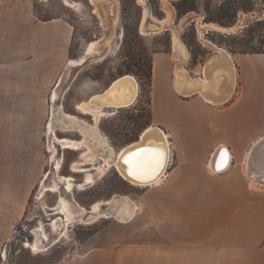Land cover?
<instances>
[{
	"label": "crops",
	"instance_id": "obj_1",
	"mask_svg": "<svg viewBox=\"0 0 264 264\" xmlns=\"http://www.w3.org/2000/svg\"><path fill=\"white\" fill-rule=\"evenodd\" d=\"M69 26L62 18H38L32 0H0V122L3 112H14L0 133V142L11 144L0 155V246L21 223L40 178L35 143L49 120L57 76L70 60ZM174 52L154 58L151 88L152 122L171 142L165 173L136 200L141 214L110 223L109 245L90 247L68 264H264V182L256 177L264 54L230 53L240 92L235 87L230 98L212 103L175 89ZM221 149L230 158L219 168Z\"/></svg>",
	"mask_w": 264,
	"mask_h": 264
},
{
	"label": "rangeland",
	"instance_id": "obj_2",
	"mask_svg": "<svg viewBox=\"0 0 264 264\" xmlns=\"http://www.w3.org/2000/svg\"><path fill=\"white\" fill-rule=\"evenodd\" d=\"M32 1L38 18H62L69 22L67 59H78L84 54L89 42L97 39L100 41L96 52L86 55L89 57L84 62L68 68L65 64L57 76L49 96L51 98L47 116L49 120L42 129L40 144L35 143L36 148L40 145L41 151L40 178L31 187L21 223L8 238L2 240L0 250L1 253L6 252V257L4 259L0 255V264H68L70 259L77 256L76 254L90 247L109 245L110 223L116 218L102 216L89 222L74 221L63 227L61 215L53 209L59 195L89 211L93 203L107 202L114 197L140 200L142 194L150 188L131 184L113 166L99 174L95 173L93 182L86 184L84 175L87 171L75 172L71 167L75 162L84 161L80 156L84 146L70 149L62 148L56 143L55 158L61 160V167L56 171L51 157L52 152L47 147L50 141L52 143L54 135L60 139L66 137L79 140L81 134L77 130L64 131L58 127L50 133L48 125L53 115L52 111L56 113V109L59 110L56 119L58 117L61 121L67 120L64 119L66 117L63 113H69L75 115L79 121L92 124L95 122L93 116L80 110L78 105L87 101L91 94L104 90L114 79L124 74L134 76L139 86L134 103L106 109L97 122L101 133L113 149L118 151L136 140L145 128L155 125L152 122L150 103L153 63L157 54H169L173 48L175 49L173 56L170 57L172 79L175 77L173 69L177 63H182L193 78L199 77L202 70L204 74L205 63L217 52V47L229 53L264 54V0ZM178 45H182L186 52L188 51L186 58L179 53ZM195 64H198L200 69L192 70ZM231 66L233 74H237L238 69L236 71L234 63ZM60 79V85L57 86ZM236 82L238 81L234 80L235 87ZM236 89L239 90L238 85ZM54 91H57L58 95L56 100L52 99ZM193 93L195 91L181 92L182 96H190ZM9 111L11 113L3 112L0 122V133L4 131V135L14 116V112ZM166 134L169 139L168 133ZM3 144L6 151L11 145L0 142V155ZM96 159L94 163L102 162L101 157L98 156ZM89 161L87 157L86 163ZM85 165L87 168L93 166L88 163ZM58 175L73 178L75 187L72 191L65 190L61 185L56 192L46 191L40 195L42 184L52 183L57 180ZM79 184H82V189L77 188ZM104 207L106 206H101L102 209ZM141 212L142 208L138 207L135 214ZM55 216L60 218L58 220L61 223L57 231L49 226L50 220ZM39 222L43 223L50 237L49 241L44 242L46 249L42 251L24 245V242H33L36 239L34 228ZM60 230L62 233L58 236Z\"/></svg>",
	"mask_w": 264,
	"mask_h": 264
},
{
	"label": "bare ground",
	"instance_id": "obj_3",
	"mask_svg": "<svg viewBox=\"0 0 264 264\" xmlns=\"http://www.w3.org/2000/svg\"><path fill=\"white\" fill-rule=\"evenodd\" d=\"M114 1L116 2V0H113V2ZM98 9L99 8H97V10ZM114 26L116 27V25ZM99 41L100 39L89 42V44L85 48L84 54L78 59H70L67 63V68L70 66L81 64L86 60L87 57H89L86 55L95 53L99 46ZM101 42L104 43L102 40ZM178 46L180 48L179 53L183 55V58H186V50L182 45ZM216 49L217 52L206 61L204 74H202V77L192 78L187 72L186 68L182 65V63H177L174 65L173 73L175 77L173 78V83L175 89L178 92H199L207 101L212 103H219L225 101L230 97L235 88L234 80H236V77L233 74V66H231V64L233 63L231 59L232 57L231 54L226 50L218 47ZM155 74L156 76L159 75L158 61H156L155 65ZM60 82L61 79L58 81L57 86L60 85ZM138 88L139 86L137 79L132 75L124 74L111 87L107 86L101 92L91 94L87 101L81 102L78 105V108L85 113H89L93 116L95 122L92 124L86 123L82 120L79 121V119L75 115L69 113H63L64 117H66L64 119L67 120L61 121L58 117L56 119L59 110L56 109V113L53 110V115L51 116L48 125V131L50 133L54 132L55 128L58 127L60 130L64 131L77 130L81 134V138L79 140H72L66 137L60 139L56 135H54L52 143L50 141V144L47 147H49L48 150H51L52 152L51 157L54 161L55 170L58 171L61 167V160L55 158L56 143L60 144L62 148L70 149H79L81 146H84L83 150L80 152V156L84 159V161L80 163L75 162L71 165V167L75 172L87 171L84 175V182L86 184L93 182L95 173L99 174L112 166L115 167L117 172L125 180L133 185L149 186L151 184L153 185V183H157L165 173L171 153L169 139L162 128L155 125L149 126L140 133L139 137L136 140L123 146L118 151H115V148L113 149V147L110 145L107 138L101 133L97 125L99 118L104 115L106 109L119 108L133 104L138 95ZM57 96V91H54L52 99L56 100ZM221 150L223 151L220 152L219 158L216 162V166H218L219 168L224 167L230 158V155L226 154L224 149ZM262 150L263 156L259 169L260 173H256V177L257 179L263 181L264 146L262 147ZM256 151L258 150L256 149ZM98 156L102 158V162L96 164L94 163V161L97 160L96 158ZM87 157L90 160L87 163L93 164L91 168H87L85 165L87 164ZM61 185L67 191H72V189L75 187L73 178L71 176L58 175L57 180L52 181V183L46 184L44 182L42 184L40 195H43L46 191L56 192L60 189ZM81 185L82 184H79L77 188L82 189L83 186L81 187ZM101 206L106 207H104L105 209H102ZM137 208L138 205L136 201H133L132 199H129L127 197H114L107 202L97 201L93 203L90 210L88 211L80 204H73L62 195H59L57 204L55 207H53V209H56L54 211H57L59 213L58 215H61L60 218L62 219V224L58 220L60 218L55 216V218H51L52 220H50L49 226L52 230L57 231L60 224L64 227L74 221L89 222L91 220H96V218L102 216H111L122 222L134 216ZM34 233L36 236L34 238L36 239L33 242L26 241L24 242V245L37 251L45 250L46 247L44 242L49 241L50 237L46 233L42 222H39V224L34 228ZM61 233L62 230H60L58 236H61ZM0 255L5 259L6 252L1 253L0 251Z\"/></svg>",
	"mask_w": 264,
	"mask_h": 264
},
{
	"label": "water",
	"instance_id": "obj_4",
	"mask_svg": "<svg viewBox=\"0 0 264 264\" xmlns=\"http://www.w3.org/2000/svg\"><path fill=\"white\" fill-rule=\"evenodd\" d=\"M120 77H122V76H120ZM120 77H118V78H116V79H114L113 81H111V83L108 85V87H111L112 85H114V83L118 80V79H120ZM115 81V82H114ZM131 105V104H130ZM264 146V138H263V140H262V147ZM262 182H264V180L262 181Z\"/></svg>",
	"mask_w": 264,
	"mask_h": 264
},
{
	"label": "flooded vegetation",
	"instance_id": "obj_5",
	"mask_svg": "<svg viewBox=\"0 0 264 264\" xmlns=\"http://www.w3.org/2000/svg\"><path fill=\"white\" fill-rule=\"evenodd\" d=\"M187 70V69H186ZM190 75V74H189ZM191 76V75H190ZM192 78H193V76H191ZM199 77H202V75L201 76H199ZM222 80H223V78H222ZM220 83V82H219ZM196 93V92H195Z\"/></svg>",
	"mask_w": 264,
	"mask_h": 264
}]
</instances>
